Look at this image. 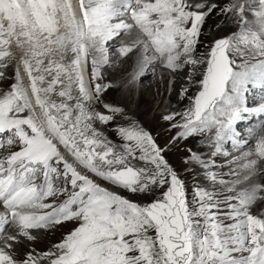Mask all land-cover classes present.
Masks as SVG:
<instances>
[{
    "label": "snow or ice",
    "instance_id": "1",
    "mask_svg": "<svg viewBox=\"0 0 264 264\" xmlns=\"http://www.w3.org/2000/svg\"><path fill=\"white\" fill-rule=\"evenodd\" d=\"M77 4L0 0V78L16 60L12 46L22 51L14 83L0 94V149L7 151L0 155V222L16 229L8 234L0 228V264H39L41 258L48 264H264V134L232 184L218 178L214 162L188 149L207 182L189 200L184 181L149 132L118 106L106 103L99 112L92 105L111 86L103 83L105 45L135 29V38L118 48L122 57L139 49L128 85L157 67L168 70L173 85L178 73L190 82L198 73L195 95L180 90L189 106L163 119L181 117L170 125L180 129L174 139L214 130L209 146L212 155L220 153L232 125L248 111L249 86L264 87V0ZM213 14L237 30L213 39L197 56L202 28ZM97 122L115 126L119 146ZM60 181L70 190L56 187ZM121 190L151 200L136 202ZM58 196L64 199L46 202ZM69 223L73 227L54 250L16 258V248L35 242L41 230Z\"/></svg>",
    "mask_w": 264,
    "mask_h": 264
},
{
    "label": "rangeland",
    "instance_id": "2",
    "mask_svg": "<svg viewBox=\"0 0 264 264\" xmlns=\"http://www.w3.org/2000/svg\"><path fill=\"white\" fill-rule=\"evenodd\" d=\"M220 18H221L220 15L213 14L210 17V19L207 20L206 25L203 26V28H202L203 32L201 35V38H202L201 42L202 43L198 47L197 56H199L201 54H205L207 52L209 45L212 42L211 39L214 38L215 35H218L219 29L221 27V22L219 20ZM217 26H219V27H217ZM231 30H234V27H232V29L230 28L227 31H225L224 34L218 35L217 38H220V37L225 36V35H230L232 32H234ZM133 33L137 34L136 30H133L131 32V34H125V33L121 34L122 37L119 39V43L121 42L120 41L121 39H124L125 37H128V36L132 35ZM208 39H210V40H208ZM108 43L106 45L109 47V50H110L109 52H107V56L109 59V53L114 57V54L111 51L112 50H118V48L121 45L118 46V43H116L114 45H112V44L108 45ZM115 56H117V55H115ZM88 62H89L90 74H91V71H92L91 54L89 56ZM110 63L112 64V61L109 60V64L107 65L108 67L111 65ZM16 66H17L16 61L13 60L12 63L9 65V67L7 69L3 70V71H5V76H4V78H0V94H3L5 92H7L8 90H10V85L14 83V73H15ZM156 69H155L154 73H150L149 75L145 76L141 80H138L135 85L129 86L127 81L129 79L130 74L134 70V67H131L127 70V72H128L127 75H121L118 79H116V83L119 86L120 90L122 91V95L126 96L128 98L127 108H128V112H129L128 113L129 119L136 121L144 130L149 132L153 136V138L157 142V144L161 148L164 149L163 154H164L166 160L168 161L169 165L177 172L178 176L182 179V181H184V183L186 185V190L188 192L189 200H191L192 196H193V189L198 187L197 186L198 182H202L200 180V175L198 174L200 171V168L196 163L190 162V154L188 151V149H191L192 153L198 154V152H196V150H195L196 148H194L192 146V139L194 136L191 138H187V139H174L175 137H177V134L180 131V129L170 127V125L172 123H175V122L166 121L165 119L161 120V122H159V123L157 122V116H158L157 110L160 107H168V108L172 107L171 101L169 99L170 94L173 93L174 96H176L179 99H182L180 96V90L175 91L174 85L170 84L171 74L168 72V70L165 71V74L167 76V82L164 85H163V83L161 84L162 96L158 99H154L153 101H149V99L146 98V100L143 101V103L138 106L139 99L141 98L140 84H142V82L143 83L150 82L152 80V78L155 76L157 77V79L159 81L161 80L160 68L157 67ZM48 79H50V78H48ZM186 79L187 78L183 79L184 83H186L188 81V79L187 80ZM109 80H111V77H108L104 73L103 83L110 84ZM115 85L116 84L111 85L107 89V91L102 94L99 103H97L95 101L92 102V105L96 111L103 112L104 108L102 107V105L106 104V103L122 108L117 102V99L119 98V93L115 94V92L113 91V89L115 88ZM184 86L186 87L185 84L183 85V88H185ZM75 94L76 93L73 92V95H75ZM187 95L189 96V91L187 92ZM53 97H51V99ZM189 104H190V101H189ZM189 104H188V106H189ZM149 107H150V110L147 113H144V110H147V108H149ZM138 109L139 110L142 109V111L140 113H138ZM163 112H164L165 116L172 114V113H169L168 111H163ZM25 115H26V113H25ZM118 123L123 124V123H126V121H118ZM95 127L101 133H103V135L105 137L110 139L113 142V144H116L117 146H119L120 141H119V137L115 135V126L114 125L109 126V125H104V124H100L99 122H97L95 124ZM263 130H264V127H263L262 132L260 134L263 133ZM196 139H200V138H196ZM201 139H203V138H201ZM213 151L214 150H212L210 152V154L207 155L208 161H212V159L214 158V156L212 155ZM220 157L221 156H219V157L215 156L214 161L216 158H219L221 160L220 162L218 161V163H217L218 165H215V166L223 168V169L227 166L226 165L227 162L228 163L232 162V163L238 164L241 161V159H238L235 161L236 156L230 157L229 160L228 159L223 160V158H220ZM240 169L241 168L234 167L231 171L233 173H236ZM217 175H218L219 179L224 180L226 183H228V184L233 183L234 178L229 179V177L224 176L223 174L221 175V173L220 174L217 173ZM96 181H100V179L97 177ZM62 183H63V181H62ZM101 184H104V183H101ZM104 186L109 187L111 190V187L109 185H104ZM121 194L125 195L129 199H132V200H134L136 202H140V203L146 204L151 200V197H148L147 199H145L144 197L133 196L131 193L124 192L123 190H121ZM53 199H54L53 197L49 198V200L46 202H51ZM72 227H73V225L71 223H69L66 226L57 227L54 230H49L47 232L42 231L38 234L39 238L35 242L23 243V245L26 247V249L28 251L33 249L34 253L36 255L37 254L39 255L41 253L39 256L42 257V255L44 253L49 252L53 248V245L61 242V240L71 230ZM12 231H14V230H12ZM40 238H42V239L47 238L50 241L46 244H42L38 241ZM43 246L45 248H43ZM35 247H39V250H36ZM19 249L20 248L18 246V250ZM40 264H48V263H47V261H45V262L40 261Z\"/></svg>",
    "mask_w": 264,
    "mask_h": 264
},
{
    "label": "bare ground",
    "instance_id": "3",
    "mask_svg": "<svg viewBox=\"0 0 264 264\" xmlns=\"http://www.w3.org/2000/svg\"><path fill=\"white\" fill-rule=\"evenodd\" d=\"M217 2L223 5V4L229 3V0H217ZM229 15H231V14H229ZM249 18H251L250 15H249ZM219 20L221 22V27L219 29V32L217 31L218 35L224 34L225 31H227L230 28L232 29V27H234V30H231V31H236L237 30L236 25L233 24L230 20L226 19L224 16H221V18ZM205 25H206V23H205ZM202 32H203V30H202ZM136 35L137 34L133 33L132 35H130L128 37H125L124 39H121L120 40L121 42L120 43L118 42V46L131 42L135 38ZM218 35H215L214 38H212L211 40L213 41V39L217 38ZM208 40H210V39H208ZM201 41L202 40H200V44L199 45H201V43H202ZM112 45H114V44H112ZM199 45H198V47H199ZM198 47H197V50H198ZM109 51L110 50H108V52ZM19 52H22L21 49H19ZM111 52L114 54V57H113L109 53V60L112 61V64L110 63L111 65L109 67L107 65H105L104 68H103V71L108 77H111V80H109L110 81V85L116 84L115 88L113 89V91L115 92V94L119 93V98L117 99V102L122 107V109L124 110V112L128 116L129 115L128 114L129 113L128 112V108H127L128 98L126 96L122 95V91L120 90L119 86L117 85L116 79H118L121 75H127L128 74L127 70L129 68H131V67H135V64H136V61H137V57L139 55V53H138L139 49H134L133 52L130 53L127 57H122L120 55V53L118 52V50H112ZM69 55H71V54H69ZM96 55H99V54L97 53ZM115 55H117V56H115ZM158 68H160V67H158ZM165 71H166V69L160 68V73H161V80L160 81L161 82L155 76V77L152 78V80L150 82H148V83H143L142 82V84H140L141 98L139 99L138 106L140 104H142L143 101L146 100V98H148L149 101H153L154 99H158V98H160L162 96L161 84L163 83V85H164L167 82V76L165 74ZM89 74H90V67H89ZM162 76H163V78H162ZM184 78H187V75H186L185 72H181V73H178L176 75V79H175V83H174L175 91L181 90L183 88V85L185 84L186 88L189 91V96L194 95L196 93V89H197V85L195 84L194 81L199 78V74L197 73L196 76L193 77V81H191V82L188 80L186 83H184L183 82ZM85 81H86V83L88 82L87 71H85ZM169 99L171 101L172 107H170V108H168V107H160L157 110V113H158L157 122L158 123L161 122V120H163V117L165 116L163 111H168L169 113H182L188 107L189 100L186 99V98L179 99L176 96H174L173 93H172V94H170ZM149 110H150V107L147 108V110H144V113H147ZM141 111H142V109L141 110L138 109V113H140ZM180 119H181V117L179 115H177L176 118H175V121H173V122L179 121ZM214 134L215 133H214V130H213L212 132H204L202 134L195 135L194 137L192 136L193 137L192 146L194 148H196L195 150H196V152H198V155H200V157L203 160H205V161H208L207 155L210 154V152L213 150L209 145L211 143V139L214 138ZM262 134H264V130H263ZM188 138H191V137H188ZM196 138H200V139H196ZM201 138H203V139H201ZM219 156H221V155H219ZM239 159H241V161L238 164H235V163H232V162L228 163L226 161L227 162V164H226L227 166L224 169L215 166L212 170L215 171L216 173H219V174L221 173V175L223 174L224 176L229 177V179L234 178V180H233V183H234L236 180L242 178V176L244 174V169H243L242 166L248 163V155L245 156V154H244ZM215 161L217 163L218 161L220 162L221 160L219 158H216ZM234 167L241 168V169L239 171H237L236 173H233L231 170ZM198 174L200 175V180L202 181V182H198L197 183V186L199 187V186H203L207 182L204 181V179H203V172L201 171V169H200ZM13 230L14 231H11L10 234H14L15 233L16 229L14 227H13ZM42 231L43 230H41V232ZM38 241L40 243H42V244H46L50 240H48L47 238L46 239L40 238ZM44 246H43V248H45ZM19 248H20L19 250H18V247L15 250L16 258L18 260L23 259L24 258V254L28 251L23 244L19 245ZM35 249L39 250V247H35ZM31 250H33V249H31ZM51 250H54V248H52ZM39 255L37 254L38 257H41ZM40 261H42V262L47 261V263H48L47 259H43V258L39 259V264H40Z\"/></svg>",
    "mask_w": 264,
    "mask_h": 264
}]
</instances>
